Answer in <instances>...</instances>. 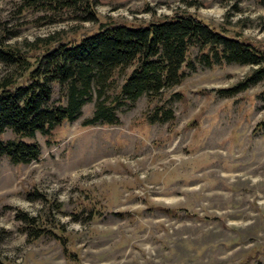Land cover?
Returning <instances> with one entry per match:
<instances>
[{
	"label": "rangeland",
	"instance_id": "obj_1",
	"mask_svg": "<svg viewBox=\"0 0 264 264\" xmlns=\"http://www.w3.org/2000/svg\"><path fill=\"white\" fill-rule=\"evenodd\" d=\"M18 2L0 0V37L23 51L37 38L52 35L54 46L94 32L99 22L147 24L182 10L264 48V0H91L97 22ZM196 54L191 48L195 70L179 85L118 111L119 124L83 127L93 101L73 123L36 134L38 160L0 158V264H264V79L221 97L216 90L256 67H204ZM9 72L0 65V79ZM173 93L181 99L167 104ZM161 103L174 120L151 123L146 114ZM18 213L42 235L29 236Z\"/></svg>",
	"mask_w": 264,
	"mask_h": 264
},
{
	"label": "trees",
	"instance_id": "obj_2",
	"mask_svg": "<svg viewBox=\"0 0 264 264\" xmlns=\"http://www.w3.org/2000/svg\"><path fill=\"white\" fill-rule=\"evenodd\" d=\"M17 4L21 10H79L82 20L97 22L91 0H19ZM97 26L94 32L54 46L50 45L55 42L52 35L37 38L27 51L4 44L0 37V65L10 70L0 79V136L6 131L13 134L11 139H0V158L5 156L14 165L38 160L41 147L33 142L36 134L49 136L61 124L73 123L86 103L95 102L83 127L119 124L118 111L132 108L142 97L156 101L182 82L185 70H195L189 58L193 47L204 67H256L235 86L216 90L221 97H233L264 79V48L188 11L147 24L104 21ZM42 47L40 53H31ZM54 86L60 96L57 102L52 98ZM174 98L180 100L181 95L173 93L166 103ZM146 119L165 124L174 120V113L156 104ZM260 126L264 128V122ZM17 217L27 225L29 236L42 235L26 214Z\"/></svg>",
	"mask_w": 264,
	"mask_h": 264
}]
</instances>
